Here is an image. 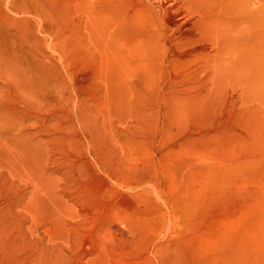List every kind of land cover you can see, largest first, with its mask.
<instances>
[{
    "label": "rangeland",
    "instance_id": "obj_1",
    "mask_svg": "<svg viewBox=\"0 0 264 264\" xmlns=\"http://www.w3.org/2000/svg\"><path fill=\"white\" fill-rule=\"evenodd\" d=\"M167 1L0 0V264H264L261 78L144 84Z\"/></svg>",
    "mask_w": 264,
    "mask_h": 264
},
{
    "label": "bare ground",
    "instance_id": "obj_2",
    "mask_svg": "<svg viewBox=\"0 0 264 264\" xmlns=\"http://www.w3.org/2000/svg\"><path fill=\"white\" fill-rule=\"evenodd\" d=\"M186 1L184 7L179 0L167 1L162 24L165 30L173 32V43L190 45L189 50L174 53L170 58L155 57L154 42L148 40L145 57L141 58L144 61L138 60L137 69L144 84L151 86V82L156 81L158 58L176 63L202 57L203 69L215 80L239 70L244 74L259 75L258 83L264 87V0H257L253 7L249 0ZM217 5L223 6L226 19L213 18ZM165 90L167 95L178 94L170 85Z\"/></svg>",
    "mask_w": 264,
    "mask_h": 264
}]
</instances>
